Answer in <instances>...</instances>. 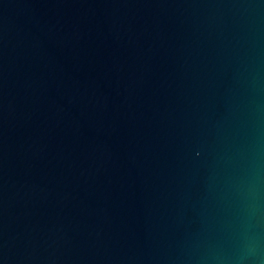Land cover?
<instances>
[{
    "label": "water",
    "instance_id": "1",
    "mask_svg": "<svg viewBox=\"0 0 264 264\" xmlns=\"http://www.w3.org/2000/svg\"><path fill=\"white\" fill-rule=\"evenodd\" d=\"M0 264H264V0H0Z\"/></svg>",
    "mask_w": 264,
    "mask_h": 264
}]
</instances>
